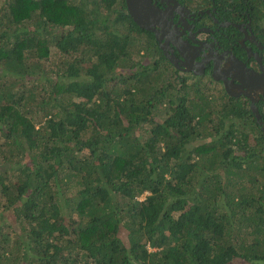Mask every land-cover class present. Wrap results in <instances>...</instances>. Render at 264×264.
Masks as SVG:
<instances>
[{
    "label": "trees",
    "instance_id": "16d2710c",
    "mask_svg": "<svg viewBox=\"0 0 264 264\" xmlns=\"http://www.w3.org/2000/svg\"><path fill=\"white\" fill-rule=\"evenodd\" d=\"M177 74L125 0L0 3V264H264V132Z\"/></svg>",
    "mask_w": 264,
    "mask_h": 264
},
{
    "label": "flooded vegetation",
    "instance_id": "af4514ba",
    "mask_svg": "<svg viewBox=\"0 0 264 264\" xmlns=\"http://www.w3.org/2000/svg\"><path fill=\"white\" fill-rule=\"evenodd\" d=\"M151 2L162 15L148 31L160 48L165 44L176 57L177 65L161 48L178 70L177 77L185 76L193 83L206 81L226 93L227 82L232 93H227L228 97L247 105L264 130V0ZM249 71L257 76L250 78ZM253 106L258 108L260 118Z\"/></svg>",
    "mask_w": 264,
    "mask_h": 264
},
{
    "label": "water",
    "instance_id": "95a60500",
    "mask_svg": "<svg viewBox=\"0 0 264 264\" xmlns=\"http://www.w3.org/2000/svg\"><path fill=\"white\" fill-rule=\"evenodd\" d=\"M128 13L132 17V19L143 29L152 31L151 24L155 23V20L162 15L160 9L151 2V0H125ZM158 40L161 41L160 37L157 36ZM161 48L164 50L166 57H168L171 61H173L177 65L176 57L170 54L167 51V47L165 44L161 45ZM247 68H244V70ZM250 78L257 76L255 72H248ZM264 79V78H263ZM225 87L227 93L232 95L228 88V83L225 82ZM259 90V89H256ZM251 97V95H249ZM253 100V98L251 97ZM253 111L256 116L260 118L259 110L256 106H253ZM264 127V126H263ZM264 131V130H263Z\"/></svg>",
    "mask_w": 264,
    "mask_h": 264
},
{
    "label": "rangeland",
    "instance_id": "374dc122",
    "mask_svg": "<svg viewBox=\"0 0 264 264\" xmlns=\"http://www.w3.org/2000/svg\"><path fill=\"white\" fill-rule=\"evenodd\" d=\"M3 1L4 0H0V3H2ZM54 51L55 50H53V53H54ZM52 58H53V60H55L57 57H52ZM182 77L183 76H181L178 79L180 80V79H182ZM187 83H188V85H191L193 83V80L188 81ZM196 84H200L201 86H204V88H207V90H209L208 94L211 95L212 97H215L217 99V102H219L218 94L222 93V90H221L220 86H218V85H209L208 82H206V81H203L201 83L197 82ZM224 93H226V92L224 91ZM226 95H227V93H226ZM162 115L164 116V114H162ZM158 118H160V119L162 118L160 113L158 114ZM142 197H144V196H142Z\"/></svg>",
    "mask_w": 264,
    "mask_h": 264
}]
</instances>
